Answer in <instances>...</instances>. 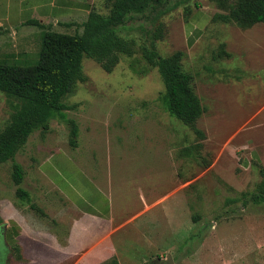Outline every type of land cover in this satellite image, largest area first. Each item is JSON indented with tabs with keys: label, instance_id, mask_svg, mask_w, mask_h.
I'll use <instances>...</instances> for the list:
<instances>
[{
	"label": "rangeland",
	"instance_id": "obj_1",
	"mask_svg": "<svg viewBox=\"0 0 264 264\" xmlns=\"http://www.w3.org/2000/svg\"><path fill=\"white\" fill-rule=\"evenodd\" d=\"M220 3L95 0L96 14L114 16V34L99 30L85 40L65 119L34 129L13 161L0 164V207L10 202L46 228L62 223L66 235L65 219L78 215L38 172L46 158L64 155L109 198L119 264L167 255L174 264H264V201L257 202L264 196V25L225 23L216 18L227 13ZM198 10L209 21L191 44L186 24ZM151 51L184 54L182 69L204 109L195 124L203 140L162 105L163 81L145 58ZM15 102L0 93V133ZM18 188L29 202L17 199Z\"/></svg>",
	"mask_w": 264,
	"mask_h": 264
},
{
	"label": "crops",
	"instance_id": "obj_2",
	"mask_svg": "<svg viewBox=\"0 0 264 264\" xmlns=\"http://www.w3.org/2000/svg\"><path fill=\"white\" fill-rule=\"evenodd\" d=\"M94 4L95 0H0V65L38 64L41 29L26 22L36 20L56 33L72 35ZM196 13L186 24V41L191 44L209 21L200 10ZM38 172L79 219H65L63 236L62 223L46 228L26 217L18 206L2 204L0 264H101L112 258L111 205L106 194L64 155L46 158L38 165ZM14 244L20 248L19 256L11 249Z\"/></svg>",
	"mask_w": 264,
	"mask_h": 264
},
{
	"label": "trees",
	"instance_id": "obj_3",
	"mask_svg": "<svg viewBox=\"0 0 264 264\" xmlns=\"http://www.w3.org/2000/svg\"><path fill=\"white\" fill-rule=\"evenodd\" d=\"M180 1L184 3L185 0ZM210 1L222 2L220 4L227 13L217 15L216 18H220L225 23H234L242 29L257 24L264 25V0ZM197 6L195 4L196 8ZM113 19L114 16L101 17L93 9L86 21L81 24L82 33L76 31L72 35L56 33L36 20L25 23L43 30L39 62L31 67L0 65V93L17 102L10 122L0 133V164L13 161L21 141L34 129L40 127L42 132H45L53 117L65 119L63 100L79 78L80 62L86 50L85 40L99 30H107L114 34L112 28L115 19ZM122 51L130 54L129 49ZM219 56L230 57L223 50ZM145 58L153 62L163 81L164 92L160 100L164 108L170 116L190 127L198 139L203 140L204 135L195 124L202 116L204 109L193 89L192 76L182 69L181 62L184 54L175 52L169 57H160L151 51L145 55ZM76 137L77 132L74 128L71 143L75 142ZM200 148H202L201 143L195 145V149ZM182 153L186 158L193 155L191 148H185ZM204 166L207 167L208 163L204 162ZM14 172L15 169L12 174L13 181L19 185L22 182L21 176ZM15 194L18 200L25 199L29 202L28 194L22 189L18 188ZM262 201L264 196H258L257 202ZM0 224H2L1 218ZM11 247L12 251L19 256V246L14 244ZM101 264H119V262L116 258H110Z\"/></svg>",
	"mask_w": 264,
	"mask_h": 264
},
{
	"label": "water",
	"instance_id": "obj_4",
	"mask_svg": "<svg viewBox=\"0 0 264 264\" xmlns=\"http://www.w3.org/2000/svg\"><path fill=\"white\" fill-rule=\"evenodd\" d=\"M1 227H2V225L0 224V228ZM154 263H157V264H174L173 260L171 258V255H167L164 261L156 260Z\"/></svg>",
	"mask_w": 264,
	"mask_h": 264
},
{
	"label": "flooded vegetation",
	"instance_id": "obj_5",
	"mask_svg": "<svg viewBox=\"0 0 264 264\" xmlns=\"http://www.w3.org/2000/svg\"><path fill=\"white\" fill-rule=\"evenodd\" d=\"M154 264H157V263H154Z\"/></svg>",
	"mask_w": 264,
	"mask_h": 264
}]
</instances>
